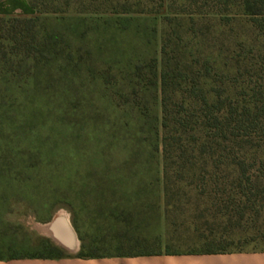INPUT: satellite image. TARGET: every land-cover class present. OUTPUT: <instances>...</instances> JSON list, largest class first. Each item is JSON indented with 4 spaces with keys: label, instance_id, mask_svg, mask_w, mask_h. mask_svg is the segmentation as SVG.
<instances>
[{
    "label": "rangeland",
    "instance_id": "1",
    "mask_svg": "<svg viewBox=\"0 0 264 264\" xmlns=\"http://www.w3.org/2000/svg\"><path fill=\"white\" fill-rule=\"evenodd\" d=\"M185 2L165 0V8ZM75 8L64 19L40 22L56 35L48 63L0 78V253L45 254V239L68 252L39 227L60 212L86 254L166 252L154 237L150 249L114 246L125 229L114 221L136 194L148 192L150 205L155 200L150 193L157 183L146 171L161 158V133L151 132L161 120V93L159 80L149 83L148 64L156 60L160 73L161 18L110 15L107 22L106 15L75 18ZM136 66L142 67L139 78ZM138 169L141 174L125 177ZM198 223L171 214L169 249L198 248ZM246 248L264 250V243Z\"/></svg>",
    "mask_w": 264,
    "mask_h": 264
},
{
    "label": "trees",
    "instance_id": "2",
    "mask_svg": "<svg viewBox=\"0 0 264 264\" xmlns=\"http://www.w3.org/2000/svg\"><path fill=\"white\" fill-rule=\"evenodd\" d=\"M28 1L34 16H0V78L49 62L56 35L40 22L64 19L72 4L75 18L160 16V73L156 60L148 65L149 83L160 82L161 120L151 132L161 133V158L146 171L157 189L150 193L153 204L140 192L128 210L153 214L163 195L166 221L180 213L199 222L198 248L171 250L168 239L166 254L241 252L264 243V0H186L168 11L165 0ZM141 69L136 66V78ZM141 173L130 170L125 177ZM45 243V254L0 253V259L69 255ZM78 255L87 256L83 249Z\"/></svg>",
    "mask_w": 264,
    "mask_h": 264
},
{
    "label": "crops",
    "instance_id": "3",
    "mask_svg": "<svg viewBox=\"0 0 264 264\" xmlns=\"http://www.w3.org/2000/svg\"><path fill=\"white\" fill-rule=\"evenodd\" d=\"M35 14L36 10L32 8L28 0H0V16H34ZM160 198V211L153 214L144 211H137L132 214L128 210L129 207H127L126 211L122 212L123 215L119 217L121 220H117L116 215L112 216L116 219L114 222L117 225L120 223L119 226L125 228L116 238L118 241V244L114 245L116 248L133 249L137 247L149 249L153 247L149 245V241L154 237V240L160 245L158 248L165 250L167 235L163 195ZM143 199L142 197L141 202H144ZM77 243L78 250L75 252L68 251L69 255L67 256L0 259V264H264V250L217 254H166V252L131 254L117 252L106 254L87 253V256H79L78 251L85 249L86 246L82 245L80 247L81 242L78 234Z\"/></svg>",
    "mask_w": 264,
    "mask_h": 264
},
{
    "label": "water",
    "instance_id": "4",
    "mask_svg": "<svg viewBox=\"0 0 264 264\" xmlns=\"http://www.w3.org/2000/svg\"><path fill=\"white\" fill-rule=\"evenodd\" d=\"M55 223L53 233L50 236L58 245L69 252L78 250L77 234L69 219L64 217H54L50 222Z\"/></svg>",
    "mask_w": 264,
    "mask_h": 264
},
{
    "label": "bare ground",
    "instance_id": "5",
    "mask_svg": "<svg viewBox=\"0 0 264 264\" xmlns=\"http://www.w3.org/2000/svg\"><path fill=\"white\" fill-rule=\"evenodd\" d=\"M56 217H64V218H66L67 219V217L65 216V214L63 213V212H60V213H58L57 215H56ZM54 225H55V223L53 222V223H49V224H47L46 226H39L40 227V229L42 230V231H46V233H50V234H52L53 233V227H54Z\"/></svg>",
    "mask_w": 264,
    "mask_h": 264
}]
</instances>
